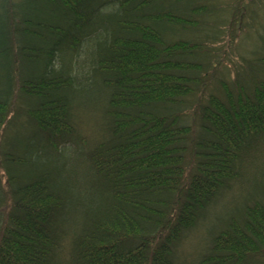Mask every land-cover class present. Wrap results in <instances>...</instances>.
<instances>
[{
  "label": "trees",
  "instance_id": "trees-1",
  "mask_svg": "<svg viewBox=\"0 0 264 264\" xmlns=\"http://www.w3.org/2000/svg\"><path fill=\"white\" fill-rule=\"evenodd\" d=\"M263 24L264 0H0V264H177L264 172ZM259 186L195 264H264Z\"/></svg>",
  "mask_w": 264,
  "mask_h": 264
},
{
  "label": "rangeland",
  "instance_id": "rangeland-1",
  "mask_svg": "<svg viewBox=\"0 0 264 264\" xmlns=\"http://www.w3.org/2000/svg\"><path fill=\"white\" fill-rule=\"evenodd\" d=\"M255 48L254 51L263 50L264 51V24L262 26L255 25ZM228 48L227 46H224ZM227 61V58L224 59V63ZM80 94V100H82L83 95ZM86 95V94H85ZM86 96H89L87 94ZM85 96V97H86ZM96 117V115H95ZM83 119V116L79 118ZM26 126V125H25ZM13 127L18 132L21 128V131L24 127L22 122L19 119H16L13 123ZM89 132L94 131L93 121L88 126ZM80 146V145H79ZM83 150V149H82ZM264 155V153H263ZM66 160L67 164L73 165L82 162L79 156L74 155L71 157L68 153H63L60 157L52 158L48 156H41L40 158H34L33 163L35 166L47 165L51 161H60ZM56 163V162H55ZM58 164V163H57ZM259 168L264 166V156L262 159L258 160ZM264 182V172L254 171L253 167L249 171L245 172V175L241 180L229 187V189L224 191H219L214 199L213 204L209 209L204 211L201 217L198 219L196 226L190 231L187 232L182 239L180 238L174 249V259L177 264H195L200 257L203 256L207 250V242L209 236H212L220 228L223 220H227L231 211L240 206V201H243L245 195L249 194L250 197L257 196L256 192L261 187L259 184ZM251 201H248L250 203Z\"/></svg>",
  "mask_w": 264,
  "mask_h": 264
}]
</instances>
